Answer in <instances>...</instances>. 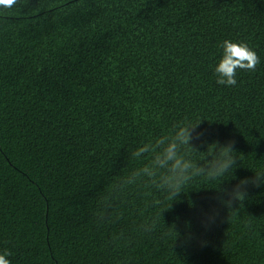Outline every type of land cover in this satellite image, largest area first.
<instances>
[{
    "label": "trees",
    "instance_id": "1",
    "mask_svg": "<svg viewBox=\"0 0 264 264\" xmlns=\"http://www.w3.org/2000/svg\"><path fill=\"white\" fill-rule=\"evenodd\" d=\"M224 40L260 58L216 83ZM198 125L237 166L177 198L117 184L132 152ZM210 159V157H209ZM264 0H16L0 5V254L11 264H264ZM264 181V177L261 178ZM234 210V211H233Z\"/></svg>",
    "mask_w": 264,
    "mask_h": 264
},
{
    "label": "clouds",
    "instance_id": "2",
    "mask_svg": "<svg viewBox=\"0 0 264 264\" xmlns=\"http://www.w3.org/2000/svg\"><path fill=\"white\" fill-rule=\"evenodd\" d=\"M15 3L16 0H11L10 3L0 5L11 7ZM220 47L223 49V55L214 69L216 83L219 85L235 86L237 70L255 71L260 63L259 56L247 43L224 40ZM198 125L193 126L187 121H182L174 124L168 134L137 147L132 152V157L137 160L146 158L148 162L120 180L117 187L147 182L167 191L170 198H177L194 177L203 176L209 180H216L236 168L237 159L233 155L236 153L233 148L234 141H229L225 145L218 142L209 145L207 152L210 148L212 151L205 157L203 163L195 162L188 157V152L199 153L192 145L193 139H199L201 135L197 133L195 137L193 136ZM262 177L264 176L256 174L255 180H241L231 192L223 190L222 195L228 196L227 200H221L223 206L232 209L233 202L242 205L247 198V186L252 184L259 187L260 183L264 182L261 180ZM10 255L8 251L0 254V264H11L6 258Z\"/></svg>",
    "mask_w": 264,
    "mask_h": 264
},
{
    "label": "snow or ice",
    "instance_id": "3",
    "mask_svg": "<svg viewBox=\"0 0 264 264\" xmlns=\"http://www.w3.org/2000/svg\"><path fill=\"white\" fill-rule=\"evenodd\" d=\"M11 0H0V3H10Z\"/></svg>",
    "mask_w": 264,
    "mask_h": 264
}]
</instances>
